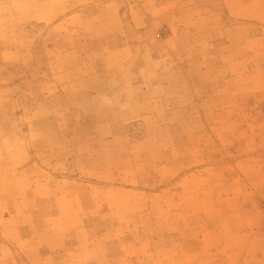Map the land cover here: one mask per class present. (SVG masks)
Instances as JSON below:
<instances>
[{"label": "rangeland", "instance_id": "374dc122", "mask_svg": "<svg viewBox=\"0 0 264 264\" xmlns=\"http://www.w3.org/2000/svg\"><path fill=\"white\" fill-rule=\"evenodd\" d=\"M0 264H264V0H0Z\"/></svg>", "mask_w": 264, "mask_h": 264}]
</instances>
